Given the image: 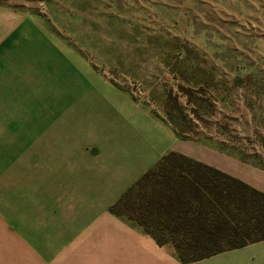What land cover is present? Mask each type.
Returning a JSON list of instances; mask_svg holds the SVG:
<instances>
[{
    "label": "rangeland",
    "instance_id": "1",
    "mask_svg": "<svg viewBox=\"0 0 264 264\" xmlns=\"http://www.w3.org/2000/svg\"><path fill=\"white\" fill-rule=\"evenodd\" d=\"M119 124L264 191V0H0V264L72 263L51 150Z\"/></svg>",
    "mask_w": 264,
    "mask_h": 264
},
{
    "label": "crops",
    "instance_id": "2",
    "mask_svg": "<svg viewBox=\"0 0 264 264\" xmlns=\"http://www.w3.org/2000/svg\"><path fill=\"white\" fill-rule=\"evenodd\" d=\"M108 113L98 111L105 116ZM119 126L116 130L100 129L90 134L72 130L69 145L61 149L59 143L51 150L54 169L78 173L73 182L64 183V196L74 200V204L62 208V222L57 225L60 230L70 231L66 240L69 243L58 245V251L68 249L64 257L72 250L76 254L72 263L58 256L63 264H81V258L86 264H264V239L183 263L171 245L157 244L139 225L111 213L109 205L165 154L135 139L131 126ZM171 149L229 173L218 163L183 147ZM51 247L56 248L57 243ZM50 251H44L36 264H62L57 259L48 261L55 249Z\"/></svg>",
    "mask_w": 264,
    "mask_h": 264
},
{
    "label": "trees",
    "instance_id": "3",
    "mask_svg": "<svg viewBox=\"0 0 264 264\" xmlns=\"http://www.w3.org/2000/svg\"><path fill=\"white\" fill-rule=\"evenodd\" d=\"M108 209L136 222L157 244H170L183 263L264 239V191L173 150Z\"/></svg>",
    "mask_w": 264,
    "mask_h": 264
}]
</instances>
